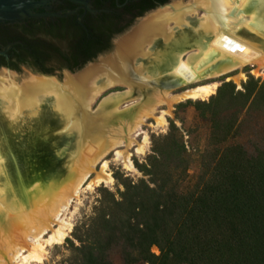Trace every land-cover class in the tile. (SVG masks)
<instances>
[{
	"label": "bare ground",
	"instance_id": "6f19581e",
	"mask_svg": "<svg viewBox=\"0 0 264 264\" xmlns=\"http://www.w3.org/2000/svg\"><path fill=\"white\" fill-rule=\"evenodd\" d=\"M225 38L237 47H226ZM246 66L264 69V0H190L188 5L176 2L158 8L118 40L109 57L77 75H65L63 87L54 78L31 75L18 85L13 73L1 70L0 129L7 124L17 131L31 124L40 118L44 105L43 109H54L60 129L73 142L58 152L67 158L66 170L41 175L21 167L0 130V253L10 262L25 253L22 264L41 263L45 247L62 243L70 231L63 213L80 189L112 183L102 162L107 154L124 141L131 143L130 137L148 119L164 126V115L173 104L205 94L204 88L169 94L159 85L195 84L237 74ZM239 77L240 73L232 79L238 82ZM117 85L126 90L110 93L90 112L94 100ZM128 100L133 103L121 108ZM163 106L167 110L156 116ZM36 141L35 136L28 145L32 148ZM142 144L137 153H143ZM4 149L9 163L1 154ZM124 159L130 166L128 155ZM4 263L0 256V264Z\"/></svg>",
	"mask_w": 264,
	"mask_h": 264
},
{
	"label": "trees",
	"instance_id": "16d2710c",
	"mask_svg": "<svg viewBox=\"0 0 264 264\" xmlns=\"http://www.w3.org/2000/svg\"><path fill=\"white\" fill-rule=\"evenodd\" d=\"M92 36L96 40L76 49L85 60L68 64L70 70L110 49V34ZM34 69L54 71L41 64ZM236 99L239 109L219 110V102L231 105ZM194 105L210 124L198 173L189 174L191 161L173 136V124L164 147L154 146L134 164L141 178L116 175L122 190L100 189L93 215L74 227L73 240H66L70 257L63 264H113V252L124 264H264V151L248 153L237 126L243 112L264 110V82L250 77L240 91L224 83L208 102Z\"/></svg>",
	"mask_w": 264,
	"mask_h": 264
},
{
	"label": "rangeland",
	"instance_id": "374dc122",
	"mask_svg": "<svg viewBox=\"0 0 264 264\" xmlns=\"http://www.w3.org/2000/svg\"><path fill=\"white\" fill-rule=\"evenodd\" d=\"M190 0H172L166 6L173 5L176 2H181L183 5H188ZM199 15V16H198ZM202 12H198L196 16L200 17ZM147 13L140 17V20L145 18ZM194 17V16H192ZM139 21L137 19L120 35H125L130 31L135 25H137ZM117 39V36L113 38L112 42ZM112 44V43H111ZM113 52L112 46L110 49L104 54L108 55ZM103 55V56H104ZM97 64L98 61L95 60L93 64ZM1 71V70H0ZM5 71V70H3ZM237 72V71H236ZM236 72L225 75L221 77L211 78V79H202L195 84L190 85H178V83H171L170 85L161 86L159 85L160 90H168L169 94H177L186 89L193 88H204L205 94L201 95L194 99L184 100L178 103H175L171 106L170 112L167 115H164L166 124L164 126H157L155 124L154 119H148L145 124L141 127L137 134H134L130 137L131 143H127V141L123 143V145L116 149V151L122 152L121 155H117L116 151H112L107 154V156L103 159L102 162L106 163V172L111 176L112 183L109 185L106 184H91L83 186L78 195L70 202L69 208L63 213V218L71 223V229L68 232L67 236L64 238L62 243L55 244L52 246L45 247L44 251V260L41 263H32V264H63L68 261L70 257L69 244L66 242L67 239L73 240L72 232L74 227L81 221L87 220L89 217L93 215L94 208L97 206V200L99 196L102 194L100 189L105 188L112 193H116L117 190H122V187L118 184L116 179L114 178L116 175H123L125 177H129L133 180H137L142 177L141 173L135 168V163H142L144 159L151 153L152 148L155 146L164 147V137L170 134V130L172 129V125L174 124L177 128V131L174 132L176 141L178 143H182L186 149V155L191 161V165L189 168V174L191 176H195L198 171V156L201 152H203L207 146L209 133H210V124L206 120L207 114L201 115L195 109V102H208L211 97L216 96L217 90L219 87L224 85V83H231L235 87V91H240L242 89V84L245 83L250 77L254 79H260L264 82V69L256 66H246L240 69V77L238 82H235L232 77L237 75ZM64 70L55 69L53 73V78L59 84L60 87H63L65 80L63 76ZM12 74V73H11ZM15 75V83L21 84L27 76H38L30 70L22 67L20 72H14ZM125 86H112L105 89L90 105V112H94L100 101L108 96L112 92H120L125 91ZM50 97V96H47ZM133 100V99H132ZM132 100H128L120 106L121 108H125L133 103ZM191 101L192 103H187ZM43 106L40 108V112L43 109ZM241 106V101L236 99L233 104L228 105L227 103H218V108L220 111H227L229 109H239ZM52 110H54L52 108ZM163 110H167L166 107H160L156 113V116H160ZM41 118V116H40ZM39 117L35 119L31 124L26 123L19 127L17 131H13L9 125L6 124V128L1 126V129L6 137V144L8 146V150L12 152V154L16 157L17 161L19 159L23 160V162L33 169L34 173H39L41 175H46L49 171V167L46 166V163L54 166V172H59L62 170H66V166L68 162H66L67 158H62L59 163L52 161V155L50 152L51 147L55 140L46 143L42 149H38L37 151L28 149L25 145L28 146V141L31 138L36 136L37 140H42L40 136L41 130H44V126H41ZM60 118V117H58ZM237 126L239 128V142L245 148L248 153H254L257 150L264 151V110L258 107H252L248 111L243 112L237 117ZM39 123V129H35V126ZM35 125V126H34ZM64 129H59L56 132H53L52 135H56L59 132H63ZM146 138V143L142 144L143 138ZM1 138V136H0ZM178 138V139H177ZM2 142V141H1ZM69 144V141H64L63 143L58 144L57 151H60L66 148V145ZM142 144L144 147L143 153H137L136 148ZM30 147V146H29ZM21 149V151L19 150ZM5 149L1 152L3 159L10 162L8 155H6ZM70 150L66 152L69 154ZM5 154V156H4ZM124 155H128V158L131 162V165L128 166L124 159ZM8 158V159H7ZM31 158V159H30ZM28 159V160H27ZM10 169V166L8 167ZM100 168L98 165L95 168V172H97ZM59 170V171H58ZM11 171V169H10ZM12 172V171H11ZM47 236L44 237V239ZM41 243L45 245L46 243L41 240ZM152 251L154 253H158L156 248H153ZM25 254V253H24ZM23 254V255H24ZM22 255V256H23ZM4 260V264H22V256L16 258L13 262L7 260V257L2 252L0 253ZM111 260L113 264H124L117 252H113L111 254ZM144 264V263H140Z\"/></svg>",
	"mask_w": 264,
	"mask_h": 264
},
{
	"label": "flooded vegetation",
	"instance_id": "af4514ba",
	"mask_svg": "<svg viewBox=\"0 0 264 264\" xmlns=\"http://www.w3.org/2000/svg\"><path fill=\"white\" fill-rule=\"evenodd\" d=\"M161 1L35 0L36 6L31 11L35 16L16 23H0V70L18 73L24 67L41 73L34 69L35 64H41L51 70L73 71L67 65L83 63L85 55L76 54V49L96 40L92 34H110L111 47L113 38L136 19L172 0L166 4Z\"/></svg>",
	"mask_w": 264,
	"mask_h": 264
},
{
	"label": "water",
	"instance_id": "95a60500",
	"mask_svg": "<svg viewBox=\"0 0 264 264\" xmlns=\"http://www.w3.org/2000/svg\"><path fill=\"white\" fill-rule=\"evenodd\" d=\"M35 6H36L35 0H0V23H6V22L16 23V22L22 21L26 17H33L35 15L31 11L33 10ZM161 7H164V6H161ZM137 21H140V18H138ZM125 35H120V36L118 35L117 39L112 42L111 46L113 48V52L116 47V42L120 40L122 37H124ZM224 45L230 48L237 47V45H235L232 41L226 38L224 39ZM105 53L106 52L98 55L96 59H94L91 62L86 63L83 67H81L80 69L76 71L64 70L63 76L65 77V75H69V76L77 75L81 73L84 69H86L87 67L94 65L95 63L93 64V62L95 60L99 62L101 59L107 58L112 54L111 53L108 55H104ZM1 70H5L9 73H14V71H11L9 69H1ZM34 73L41 77H47V78L54 77L53 74H44V73H36V72ZM104 98L100 101L97 108H99L102 105ZM40 119H41V126H44V128H46L44 130H41L40 132V136L42 137V140L40 141L37 140L32 148L29 147V145L28 146L25 145V146L30 150L37 151L38 149H42L46 143H49L50 141L55 140V142L53 143V146L50 149V152H51L52 159H53L52 161L59 163L62 160L61 157L65 158V155L58 153L59 152L57 151L58 144L63 143L64 141H69L71 144L73 142V137L67 135L65 132H59L56 135H52L53 132H56L60 129L61 125L58 122L57 115L55 114L54 111L51 110L49 106L44 107V109L42 110ZM19 150L21 151V149ZM18 163L21 165V167H24L28 170L31 168L27 166L21 159L18 160ZM46 166L49 167L48 173L54 172L55 169L53 165L46 163Z\"/></svg>",
	"mask_w": 264,
	"mask_h": 264
}]
</instances>
